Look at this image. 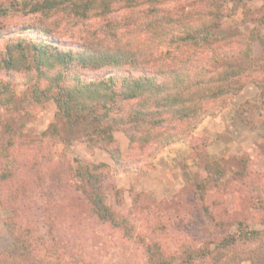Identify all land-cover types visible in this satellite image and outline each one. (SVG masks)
<instances>
[{"label": "rangeland", "instance_id": "374dc122", "mask_svg": "<svg viewBox=\"0 0 264 264\" xmlns=\"http://www.w3.org/2000/svg\"><path fill=\"white\" fill-rule=\"evenodd\" d=\"M24 1L43 2L20 0L10 14L0 16V42L27 24L51 27L63 41L101 34L105 21L99 15L81 16L67 5L25 12L19 8ZM141 6L130 11L122 2H114L111 15L121 17ZM159 7L176 20L185 14L187 18L182 19L195 22L208 18L213 35L229 41L223 51L251 47V62L241 54L228 60L244 61L241 77L236 79L242 82L241 88L218 113L202 118L193 147L167 148L144 171L118 168L104 150L87 148L82 138L67 132L51 100L29 117L0 107V264H149L146 248L153 242L164 250L168 264H216L210 258L191 263L186 259L219 239L226 231L223 224L237 219L264 229V99L258 98L264 90V0H164ZM150 39L134 26L122 27L111 45L139 50L147 48ZM167 48L159 47L153 60H163ZM15 89L20 97L21 86ZM251 98L256 103L243 121L235 110ZM132 132L131 127L116 130L115 144L123 158L141 163L139 159H148L145 155L154 145H131ZM86 162L111 167L103 180L105 201L132 229L112 228L90 217L77 188L80 180L72 176L73 168ZM199 182L205 186L203 200L194 186ZM203 205L222 224L211 222ZM24 225L33 228L36 249L15 252V228L25 231ZM263 234L259 240L228 250L220 264L226 258L232 264H251L246 257L251 250L264 251Z\"/></svg>", "mask_w": 264, "mask_h": 264}, {"label": "trees", "instance_id": "16d2710c", "mask_svg": "<svg viewBox=\"0 0 264 264\" xmlns=\"http://www.w3.org/2000/svg\"><path fill=\"white\" fill-rule=\"evenodd\" d=\"M19 1L0 2V16L10 14ZM163 1L43 0L41 4L24 1L19 7L21 11L40 12L67 5L81 16L96 14L105 22L100 26V36L77 41H63L51 27L36 24L4 35L0 42V107L29 117L51 100L67 132L82 138L91 151L98 148L107 152L118 168L144 171L167 148L193 147L194 132L202 118L218 113L242 86L236 79L241 77L244 61L234 64L228 60L241 54L246 62H251L252 49L221 50L225 42L227 48L229 41L213 35L208 18L195 22L182 19L187 18L185 14L176 20L159 7ZM114 2H122L130 11L142 6L134 13L116 17L111 15ZM129 26L149 34L147 48L111 45L120 28ZM251 36L254 40L255 35ZM163 45L168 46L164 59L153 60L155 51ZM199 54L202 59L197 58ZM92 72L96 74L93 77ZM17 85L22 88L20 97ZM258 98L264 99V90ZM255 103L256 98L248 99L235 114L244 121ZM127 127L133 128L131 145H154L148 155L144 151L148 159L140 158L141 163L123 158L115 144L114 132ZM110 169L105 163H78L72 176L80 180L77 188L86 200L90 217L126 231L133 226L105 201L103 180ZM194 186L203 200L204 184ZM202 211L214 224H222V219L219 221L207 205L202 206ZM262 222L264 226V218ZM222 227L226 231L219 239L209 241L200 254H190L186 262L210 258L220 264V258L228 250L241 242L259 240L264 233V229L252 228L237 219ZM24 229L15 228L18 231L13 242L15 252L36 249L33 228L24 225ZM146 251L149 264L169 263L157 243H149ZM246 258L251 264H264V251L251 250ZM226 259L223 264H232Z\"/></svg>", "mask_w": 264, "mask_h": 264}]
</instances>
